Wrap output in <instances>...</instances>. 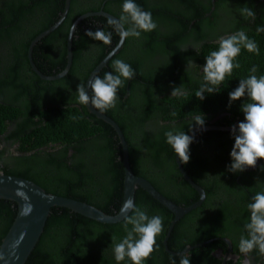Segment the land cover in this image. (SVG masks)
<instances>
[{
    "label": "trees",
    "instance_id": "obj_1",
    "mask_svg": "<svg viewBox=\"0 0 264 264\" xmlns=\"http://www.w3.org/2000/svg\"><path fill=\"white\" fill-rule=\"evenodd\" d=\"M109 1L111 0H107V2ZM113 2L118 5L117 1ZM41 3L43 2H40V0H30L27 4L23 3V6L4 7V12H6V9L12 12L6 23H4V20L0 23L2 25L0 37L7 41L8 47L6 49L14 53L20 51H14L17 46L11 45V43L15 36L21 34V30L26 29V32H30L27 39L28 45L29 40L33 36L48 28L57 20L58 16L53 19L51 14L40 25V28L42 27L40 31L30 28V19L44 11L40 8ZM135 3L144 11L151 13L157 28L150 33H142L140 38H135L137 44L134 51L130 47L132 37L125 39L118 52L113 54L107 64L94 76V78L96 76L103 78L104 74L108 72L116 75L113 61L117 59L123 60L134 70L135 76L131 80L125 81L124 86L117 91V107L105 112L119 124L125 138L128 137L126 124H130L131 128H133V122L136 124L144 118L156 114L163 120L178 121L180 124L183 123L181 122L182 120L199 114H203L205 119H208L220 113H225L232 119L238 118L242 122L244 115L241 111V105L250 101L247 98H243L232 102L229 107V93L239 86L241 79H245L252 74L251 69L253 66L257 68L255 74L258 77L264 75V32L258 33L256 30L257 26H264V3L254 9L256 13L255 21L251 19H246V21H243L245 19L239 20V24L235 27V32L244 30L248 37L257 43L260 50L259 54L249 53L242 48L239 57L234 61V63H239L240 67L234 68L232 74L226 77L220 87V92L205 93L203 100L197 99L195 95L203 82V72L199 68L204 66L205 58L211 51L218 50V38L217 36H210V41L200 43L198 53L191 45H194L197 39H203L202 41H204V38L207 39V28L211 29L216 25L219 7L216 6L211 10L210 6H206L204 3H193V0H135ZM38 15L43 17L45 14ZM94 17L96 19L101 18V16ZM4 25H7L5 29H3ZM83 25L86 24L78 26L77 32L81 30ZM103 28L112 33L106 23L103 26L102 24L101 26L96 25V27L90 26L89 31L94 32ZM60 29L62 27L56 28V30L46 35L33 49L32 57L42 74H59L65 67V43L61 46L59 53L55 55L52 54V51H47V42L53 40L56 34L60 32ZM115 35L117 36L115 37ZM118 38L119 33L117 31L114 34L112 33L111 43L108 45L103 44L102 52L97 54L98 56L91 54L88 60H85V51L81 53V51L76 49L77 43L79 47L83 48L84 41L82 42L80 38L74 40L71 66L65 75L54 80H44L40 78L36 71L33 72L31 69L27 70L26 68L27 71H21L28 64L24 48H21L23 53L17 52L12 55V57L15 55L21 56L24 59V61H21L22 63L16 60L10 63L9 66L6 65L4 67L2 61V58H5L4 53L0 54V69L2 68L0 70V92L4 93L3 89L9 91L6 101L0 103V133L5 129L7 121L14 122L16 128L13 136H15L14 139L18 142L21 150H31L46 143H55L57 141L65 142L72 146V143L77 144L88 137L97 139V141L91 140L97 144L92 148L93 150L97 146L98 149L103 146L109 148V151L106 150V152L99 150L98 155L100 157L96 166L89 169L68 168L63 160L65 151H62L63 157L57 163H55L54 160L56 158H53L52 154H50V159H44L35 154L26 156L28 167L21 169L22 171L19 173L21 177L34 181L48 193L87 202L107 214L118 212L123 202L124 170L121 150L116 147L118 144L116 132L108 123L90 114L84 105L81 108L62 107L57 105L58 101L56 99L57 93L62 96L61 87L67 90L61 84H67L68 82L66 81H70L75 75L80 78V83L84 84L92 68L104 58L106 52L117 43ZM22 47H24V44H22ZM186 47L188 50L183 51ZM188 60H192L197 65L196 68L193 69L192 67L186 71ZM3 75H6V78ZM181 85L186 90L187 95L171 97L173 88ZM122 96H124L126 101L124 103L120 102ZM76 99L78 100V98ZM46 101L50 104L47 102L49 106L44 109L43 103ZM121 107H124V109ZM173 113L175 114L173 115ZM230 123L232 124V122ZM189 126L190 124L185 125L187 129ZM193 127L195 125H192ZM170 130L173 129L169 128V126L167 129H163L160 137L158 136L156 139L147 138L144 134L135 135L137 147L135 150L129 147V162L133 172L136 175L146 177L160 192L162 190L156 184L157 179H154L150 172L155 167L165 170V178H169L168 174L175 173V171L180 177L174 161L175 153L171 146L166 143L165 132ZM198 135L203 138L206 136L205 143L212 149V153L219 154L221 151L219 145L221 143L218 144V140L216 141L213 136L229 137L231 131H199L197 135L193 136L194 141L190 145L189 163L186 165L182 164L188 175L208 193V180L199 170L201 168L199 166L202 163L194 164L191 161L194 158L191 155H193L192 153H194L195 147L199 142L196 139ZM131 141L133 142V140ZM157 145L160 146L158 151L148 150V148H153ZM83 149L85 148L83 147ZM79 150L82 149L79 148ZM135 152V155L142 152L147 155L148 159L146 160L145 158V162L140 164L141 168L137 167L139 162L134 160ZM163 162L166 163L167 167L163 165ZM263 164L264 160H260L259 166ZM243 173L247 172L244 171ZM177 175L175 174L174 176ZM238 176V173L232 172L229 175L230 179L227 182L229 188H232L233 191L239 185L236 181ZM213 178L219 179L220 177L214 174ZM244 178H246L245 175L242 179ZM239 179H241V176H239ZM240 182L244 183L243 180H240ZM250 182L251 178H249L248 184L245 182V185L250 190H253L249 186ZM182 183L191 190L190 194L187 195L188 199L185 198L186 200L183 201H188L186 204H190L197 198V192L184 179H182ZM164 194L169 198L171 197L169 194ZM134 203L136 206L146 209L150 217L158 210L165 212L166 217L163 227L167 228L170 224L172 212L141 187L136 189ZM200 208L193 209L175 223L167 240L169 250L178 252L188 244H199L216 237L218 233L215 231H219L220 235L225 234L226 236H230L235 231L232 227L238 225V221H235V214L231 212L232 207L227 208L225 206V208H222V211L231 213V217L225 222L223 220L225 213L215 218L220 212L219 206L209 216L211 220L205 222L207 227L202 225V218L195 217L197 211L201 210ZM16 211L17 206L14 202L0 199V224L4 227V229H0V243L14 220ZM246 211H244V215L240 216L241 218L247 216ZM192 218L197 220V224L190 229H195V237L184 242L185 244L182 243V246L175 247L172 244V235L177 236L176 233L179 231L181 224L187 223L186 221ZM213 219L215 221L220 220V224L222 222L226 223L224 225L225 228H220V230L219 228H213L216 227L212 223ZM241 224L245 225L246 223L242 222ZM164 228L156 238L157 250L145 261V264H173V261H175V264H179L180 258L170 254L163 245V238L166 233ZM125 235L124 218L114 223H102L66 207L55 206L51 208L43 231L24 264H117L111 247L112 237H115V242H119ZM215 243H218V240L194 247L190 253L196 256L199 252L198 250L201 248L205 249L206 246L211 247ZM201 258L204 259L205 257ZM121 264H131V262L126 259ZM190 264L204 263L197 260V262H190Z\"/></svg>",
    "mask_w": 264,
    "mask_h": 264
},
{
    "label": "flooded vegetation",
    "instance_id": "obj_2",
    "mask_svg": "<svg viewBox=\"0 0 264 264\" xmlns=\"http://www.w3.org/2000/svg\"><path fill=\"white\" fill-rule=\"evenodd\" d=\"M29 1L30 0H0V23L3 20H4V23H6L7 19L10 18L11 14H12L11 10L6 9V12L3 11L5 6H6L5 8H9V7L13 8V7H17L20 5L23 6L24 5L23 3L27 4ZM113 1H117L116 3L118 5H115V3ZM40 2H43V3H41L40 8H42L44 11H43V13H38V14H45V15L43 17H40L37 14L36 17L33 16V19L32 18L30 19V25H31L30 28L32 30L34 29L37 31H40L42 29V27L40 28V25H42L43 22L45 21L46 17H49L51 14L53 16V19L56 16H58L57 20H55V22L53 24H51L50 26L54 25L58 21V19L61 17V14L65 11V4H66V0H50V1L49 0H40ZM109 2H107V0H69V5H68V8H67V11L65 13L63 20L49 33L53 32L54 30H56V28H59V27H62V29H60V32H58L56 34V36L54 37L53 40H51L50 42H47V51L48 50L52 51L53 55L59 53V51L61 50V46H63V44L65 43L66 63H65L64 69L61 72H63L66 69V66L68 64V53H69L68 42H69V36H70L71 32H72L71 39H70L71 62H72V56H73L72 45H73L74 40H76L78 38H80V40L82 42L84 41L83 45L85 46V48H84V46H83V48L79 47L78 43H77L76 49L81 51V53L83 51L86 52L84 54L85 60L86 59L88 60V58L91 54L98 56L97 54L102 52L103 43L100 41L92 40L91 38H88L87 35H85V33L90 30V26L96 27V25L101 26V24L103 26L106 23V24H108V28L110 29V31L113 34L116 32L115 28L109 24V20L110 19L114 20V18L116 20L119 19L120 15H121V11H122L123 1L111 0ZM194 2L195 3H197V2L198 3H204L206 6L207 5L210 6L211 10H213L216 6L219 7L218 8L219 11H217V18L218 19L216 21V25L215 26L213 25L214 27L211 29L207 28V34H208L207 39L204 38V41H202L203 39L202 40L197 39L195 41L194 45L193 44L191 45L192 47L193 46L199 47L200 43L202 44L204 42L210 41L211 40L210 36H213V37L217 36V38H219L221 36H228V35L233 34L236 30L235 27H237V25L239 24V20L245 19L239 14L238 8H243V7L247 6L248 8H250L254 11L256 6H260V5H262V3H264V0H193V3ZM119 3H121V4H119ZM174 4L176 5L175 2H174ZM99 12H104V13H106L109 16H112L114 18L109 17L107 15L99 14ZM208 13H210V12H208ZM221 14H222V18H221ZM94 16H101V18L96 19ZM77 19H79V20L76 22ZM85 19H88V20L84 21ZM237 21H238V23H236ZM243 21H246V19ZM243 21H241V22H243ZM73 24L76 25L75 31H72V25ZM82 24H86V25H83L81 30H79V32H77L78 26H80ZM1 26L2 25H0V28H1ZM6 27H7V25L6 26L4 25L3 29H5ZM48 28L43 29L38 34L33 36L29 40L28 45H27V39H28L30 32H26V29L21 30V34H19L18 36H15V39L12 41L11 45L17 46L14 49V51L20 50V51H16L15 53H17V52L23 53L21 48H24V50L27 54L26 57L28 59L29 65L27 64V67H24L21 70L22 72L31 69L33 72L36 71L38 74L41 73L37 67L35 60L32 57V54H33V49H34L35 45L42 38H44L46 35H48L49 33H47L46 35H44L40 38H37V37L44 30H46ZM102 30L105 33H110L109 31H107L104 28ZM116 36L117 35H115V37ZM34 40H35V42L33 43ZM120 40H121V37L119 34V38L117 40V43L115 45H113L111 47V49H109L106 52L105 56L109 52H111L118 44H119V47H118V50H119V48L122 46V44L124 42V40H121V41ZM22 44H24V47H22ZM79 44H81V43H79ZM136 44H137L136 39L134 37H132V39L130 41V47L133 51H134ZM187 46H190V45H187ZM7 47H8L7 41L3 40L0 37V54L2 55L4 53V57H5V58H2V61L4 63L3 64L4 67H6V65L9 66L10 63H13L16 60L18 62L24 61V59H22L21 56L18 57L17 55H15L14 57H12V55H14L15 53L13 51L6 49ZM118 50L116 52H118ZM105 56H104V58H105ZM104 58H102L101 61ZM71 62H70V66H71ZM98 64H96V66ZM70 66H69V68H70ZM95 67H93L92 70ZM26 68H27V70H26ZM194 68H196V66L193 67V69ZM199 69L202 70V68H199ZM67 71H66V73H67ZM91 71H90V73H91ZM25 75H28V74H25ZM44 75H46V74H44ZM55 75H57V74H55ZM46 76H53V75H46ZM88 76H87V78H88ZM3 77L6 78V75H3ZM25 77H28V76H25ZM87 78H86V80H87ZM44 80H47V79H44ZM86 80H85V83H86ZM66 82H68V83L67 84H61V86L65 87L67 90H65L61 87L60 90H62V96H59V94L57 93V95H58L57 99H56L58 101L57 105H60L62 107H67V108L68 107L81 108L82 105L76 99L77 98L76 91H77V86L80 83V78L75 75V77L70 79V81H66ZM45 83H52V82H45ZM85 83H84V85H85ZM46 88H47V86H46ZM3 90H4V93L0 92V103H3L4 101H6L5 99H7V96L9 93L8 90H6V89H3ZM89 95H91V89L89 91ZM47 102L48 101L43 103L44 109L48 108V106L50 104L49 102H48L49 104ZM120 102L121 103L126 102L124 96H122V98L120 99ZM84 106L86 107V110L90 114H92L96 118H98L94 113H92L88 109L87 105H84ZM121 108L124 109V107H121ZM103 113L105 115H107L105 112H103ZM107 116H109V115H107ZM109 117L112 118L111 116H109ZM98 119H100V118H98ZM192 119H193V117L186 118L185 120H182L181 122H183V123L180 124V122H178V121L163 120L160 116L158 117V114L151 115V116L144 118L141 122H138L136 124L133 122V128H131L130 124H126V130L128 133L127 138H125L124 133H123L122 129L120 128L119 124L114 119L113 120L117 123V125L119 126V128H120V130L124 136V140L126 142L127 151H128V159H129V147H130V149H134V150L137 147L136 142H135L136 139L134 138L135 135L138 136L140 134H144L145 136H147V138H150V139L155 138L156 139V138H158V136L160 137L161 131H163V129H167L168 126H169V128H171L173 130L184 131L187 135H189L195 128H197L195 126L192 128L193 129L192 131H189V128L187 129L185 127L186 124L188 125V124L192 123ZM230 122H232V124ZM239 123H240V121L238 120V118L232 119L231 117H228L227 114L220 113V114H217L215 116H212L211 118L205 119L204 126H208V125L222 126V127L223 126H233V125L238 126ZM15 128H16V125L14 124V122L7 121L5 124V129L0 133V173H4L7 175H14V176L21 177V174H19L22 171L21 169H25L28 167V163L26 161L27 160L26 156H30V155H34V154L37 156L43 157L44 159L45 158L50 159V154H52V157L56 158V160H54L55 163H57L63 157L62 151L63 152L65 151V155L63 157V160L65 161L66 166L68 168L72 169L75 167L77 169H79V168L89 169V168L96 166L97 160L100 157L98 155L99 150H101V151L104 150V152H106V150L109 151V148H106L105 146H103L100 149H98V146H97L95 148V150H93L92 148H94L97 145L93 141H97V139H94L92 137L84 138L81 142L79 141L77 144L72 143L73 144L72 146L65 143V142L57 141L55 143H50V142L46 143L43 146L36 147V148L31 149V150H21L19 148L20 146L18 145V142L14 139L15 136H13V134L15 133ZM207 130H213L216 132L217 131H231V130H221V129H199L192 136L197 135V133L199 131H207ZM116 135H117V133H116ZM117 138H118V144L116 147L118 149L120 148L121 153H122L121 158H123V147H122V144H121L118 136H117ZM205 138H206V136H205ZM205 138L201 137L200 135L197 136L196 139H198L199 142L197 143V146L195 147V150H194L195 154L192 153L193 155H191L194 157L191 161L194 164L202 163V165L199 166V167H201V168H199V170H200L201 174L208 180L207 181L208 193L204 190V188H202L197 182H195L188 175L196 184H198L202 188V190L204 192L203 200L200 202V204L197 207L194 208V209H197V208L201 207L200 208L201 210L197 211V213L195 214V217L196 218L197 217L202 218L201 219L202 225L207 227L205 222L208 220H211V218L209 216L211 214H213L214 213L213 211L217 210L220 206V210H219L220 212L215 218H218V217L222 216L223 213H225L226 215L224 214L225 217L223 220L226 222V220H228V218L231 217L230 216L231 213H227V211H222V208H225V206L227 208L232 207L233 209L231 210V212H234V214H235L234 217L236 218L235 221H238V225H236V226L234 225L232 227V229H235V231L232 234H230V236H226L225 234L220 235L219 231H215L218 233V235L216 237L205 240L199 244H191V245L188 244L185 248H183L182 250H180L178 252L177 251H171L167 247V240L169 239V237L171 235L170 233H171L175 223L185 215V214L182 215L178 220H176V222L173 224V226L169 230L170 224L174 218V213L171 211L172 217L170 219V224L167 226V228L163 227L164 229H166V233H165L164 238H163V245L166 249H168L170 254L178 256L179 258H181V256H183L185 254L189 255L190 256V262H197V260H200L204 264H249V262H250V264H264V255H261L258 252V250H253V252L248 254V256H245L244 254L240 253V251H239L240 237L242 235L247 237V232L245 231V225L241 224L242 222L247 223L249 220L250 213H249L247 205L252 202V197L257 192H264V171H261V168H262V166H264V164L259 166L260 160H258L255 168L247 169L245 171L247 173H243V172L238 173V175L241 176V179H239V176H238V178H236V181L239 183V185L233 191L232 188H229L227 181L230 179L229 175L231 174V172L228 171V166L232 162L231 157H230V153H231V150H232L234 143H235L234 137L232 136V134L229 137H225V138L222 136H220V137H217V136L214 137L213 136V138H215L216 141L218 140V144L221 143L219 145V148H221V151L219 154L212 153V149L205 143ZM13 140H15L16 142ZM91 140H93V141H91ZM131 140H133V142ZM74 147H76L77 149ZM83 147L85 149H83ZM79 148H81L82 150H79ZM150 149L158 151L160 149V146L157 145L153 148H151V147L148 148V150H150ZM135 154H136V152L134 153V156H133L134 160L139 162V164H137V167L141 168L140 164L145 162L144 161L145 158H146V160L148 159L147 155L143 154V152L138 154V155H135ZM47 161H49V160H47ZM174 161H175V164L177 166L178 172L180 173V177H178L177 172L175 171V173L168 174L169 178H165L164 177L166 174L165 170L162 168H159V167H155V169L150 171V172H151V176L154 179L155 178L157 179L156 184L160 187V189L162 190L163 193L160 192L159 190H157V191H159L164 197L171 200L176 205L184 207V206L189 205V204H186L188 201L187 202H183V201L188 199L187 195L190 194L191 190L188 188L187 185L182 183V179H184L192 188H193V186L183 177L182 173L180 172L178 165H177L176 154H174ZM129 164H130V162H129ZM163 165L165 167H167L165 162H163ZM130 167H131V164H130ZM18 169H20V170H18ZM183 169H184V167H183ZM131 170H132V168H131ZM186 173L188 174L187 171H186ZM175 174L177 176H174ZM214 174L219 176L220 178L219 179L213 178ZM244 175L247 179L246 178L242 179L244 177ZM137 176H139V175H137ZM140 177H142V176H140ZM143 178L148 180L146 177H143ZM249 178H251V182H250L249 186L251 189L253 188V190H250L249 187H247L245 185V182L248 184ZM240 180L241 181L243 180L244 183L240 182ZM148 181L150 182V180H148ZM123 182H124V179H123ZM150 183L152 184V182H150ZM196 192H197V198H195L192 203L200 200L201 196L197 190H196ZM164 193L169 194L171 197L170 198L167 197ZM189 200H191V199H189ZM203 203H204V205H203ZM161 205H163V204H161ZM245 210H247L246 211L247 216H244L243 218H241L240 216L245 214L244 213ZM153 215L162 216L163 217V223H164V220L166 217L165 212L158 210L155 213H153ZM214 219H213L212 223H214L213 225L216 227H213V228H215V229L219 228V230H220V228H225L224 225H226V223L222 222L223 224L222 223L220 224V220L215 221ZM186 222L187 223L184 222L183 224H181L179 231L176 233L177 236L172 235V244H174L175 247L182 246L183 245L182 243L188 241L189 239H193V237H195V235H196L195 229L194 228L192 230H190V229L193 227V225L197 224V220L192 218ZM227 223L229 224V222H227ZM241 226H244V227H241ZM0 229L1 230L4 229L2 224H0ZM217 240H218V243H215L213 246H211V247L206 246L205 249L201 248L200 250H198L199 252L196 254V256H194L192 253H190L191 249L194 247L209 244L210 241H217ZM180 252H181V254H179ZM201 257H205V258L202 259Z\"/></svg>",
    "mask_w": 264,
    "mask_h": 264
},
{
    "label": "clouds",
    "instance_id": "obj_3",
    "mask_svg": "<svg viewBox=\"0 0 264 264\" xmlns=\"http://www.w3.org/2000/svg\"><path fill=\"white\" fill-rule=\"evenodd\" d=\"M239 14L245 19L255 21L256 13L247 6L238 8ZM115 30L120 34L121 40L129 37L140 38L142 33H150L157 28V24L152 19L150 12L144 11L135 0H123L121 15L118 20H109ZM76 25H72L75 31ZM257 32H264V26H257ZM89 38L100 41L105 45L111 43V33L103 30L87 31ZM218 50L211 51L206 56V62L202 68L203 82L196 91V98L203 100L205 93L213 94L220 92V87L226 77L230 76L234 68H239V63H234L241 53V49H246L249 53L259 54L257 43L250 39L244 30H239L228 36H221L217 41ZM198 53V46H193ZM184 48L183 51H187ZM197 66L192 60H188L187 69ZM113 68L116 75L111 72L105 73L103 78L96 76L89 84L91 95L86 92L85 85L80 83L77 86V98L81 105H91L94 109L103 113L117 107V91L123 87L125 81L131 80L135 76L131 66L123 60L113 61ZM257 68L251 69V75L239 81V86L229 93V107L232 102L247 98V103L241 105L244 120L232 126L231 134L235 143L231 150V164L228 171L232 173H242L249 168H255L258 160H264V75L259 77L255 74ZM187 95L182 87H174L171 97H182ZM158 98V97H157ZM175 113H173L174 115ZM205 117L199 114L193 117L189 126L203 128ZM166 143L171 146L176 157L181 164H188L190 161V145L194 137L187 135L184 131L170 130L165 132ZM261 171H264L262 166ZM16 195L24 201L28 197L22 190H17ZM250 216L245 224L247 237L241 236L239 240L240 253L248 256L253 250H258L264 255V192H257L252 197V202L247 205ZM30 203H25L22 211L23 216H28L32 212ZM121 215L124 216V230L126 235L115 242L112 237V250L117 264L126 259L131 264H145L152 253L157 250L156 238L163 231V217L160 215L149 216L146 209L136 206L133 199L129 198L121 208ZM130 213V214H129ZM129 226H131L129 228ZM2 258V257H0ZM175 264V261H173ZM179 264H190V256H181ZM250 264V262H249Z\"/></svg>",
    "mask_w": 264,
    "mask_h": 264
},
{
    "label": "water",
    "instance_id": "obj_4",
    "mask_svg": "<svg viewBox=\"0 0 264 264\" xmlns=\"http://www.w3.org/2000/svg\"><path fill=\"white\" fill-rule=\"evenodd\" d=\"M69 5V0H66L65 11L61 14V17L58 21L50 26L48 29L44 30L37 38H40L50 31H52L64 18L65 13L67 11ZM99 14L107 15L104 12H99ZM112 17V16H109ZM114 18V17H112ZM79 19L76 20V22ZM114 20H116L114 18ZM72 32L69 36L68 42V64L66 69L53 76H46L44 74L39 73L40 77L47 80L57 79L63 76L68 70L71 62V51H70V39ZM121 41V40H120ZM35 40L33 41V43ZM119 44L109 52L105 58L91 71L89 74L85 88L86 92L89 95L90 87L89 84L91 80L94 78L96 73L107 64L109 58L118 50ZM88 109L94 113L98 118L102 119L104 122L108 123L110 126L114 128L117 133V136L120 139V142L123 147V169H124V190H123V202L118 212L115 214H107L101 209L87 203L84 201L76 200L73 198L60 196L52 193L46 192L39 184L35 183L32 180L14 176L7 175L4 173H0V199H6L14 202L17 206V211L14 220L12 221L10 227L8 228L6 234L1 240L0 243V264H24L27 260L29 254L33 250L36 245L46 222V219L49 215V212L52 207H66L76 213H79L83 216L96 220L102 223H114L122 220L124 218L121 215V208L124 206L125 202L131 198L134 201L135 191L137 187H141L144 189L149 195H151L154 199L159 201L165 207H167L170 211L174 213L173 221L170 224L169 230L173 226V224L178 220L182 215L187 212L193 210L197 207L200 202L204 198V192L202 188L196 184L183 169L182 165L179 162V158L176 157L177 165L182 173L183 177L196 189L200 194V200L194 203H191L187 206H178L173 203L171 200L164 197L157 189L145 178L137 176L131 170L129 159H128V151L126 142L124 140V136L117 125V123L105 115L104 113L99 112L94 109L90 104L87 105ZM234 126V125H233ZM199 129H221V130H231L232 126H204L203 128H195L189 135L192 136ZM253 169V168H249ZM22 190L26 193L28 197V201H24L16 195L17 190ZM25 203H30L32 206V212L28 216H23L21 213L25 206ZM166 242V241H165ZM168 250V249H167ZM181 254V252L179 253Z\"/></svg>",
    "mask_w": 264,
    "mask_h": 264
}]
</instances>
